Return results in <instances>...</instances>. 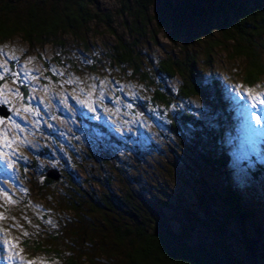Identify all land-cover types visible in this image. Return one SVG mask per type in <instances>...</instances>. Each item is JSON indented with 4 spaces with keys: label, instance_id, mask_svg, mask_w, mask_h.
<instances>
[{
    "label": "rangeland",
    "instance_id": "1",
    "mask_svg": "<svg viewBox=\"0 0 264 264\" xmlns=\"http://www.w3.org/2000/svg\"><path fill=\"white\" fill-rule=\"evenodd\" d=\"M98 6L113 16L111 26L118 35L129 40L138 35L124 27L128 16H118L121 0H98ZM167 34L152 21L137 37L140 68L146 75L165 53L179 51L181 43H170ZM63 38L61 46L31 45L18 35L0 43V104L10 111L7 118L0 117V264H65L26 251L20 242L21 227L10 218L17 213L14 206L22 203L24 190H29L33 203L45 204L32 187L42 185L45 170L53 167L62 176L44 190L47 194L59 190L52 200L71 195L70 175L107 176L119 195L129 189L141 192L145 208L159 216L161 224L172 226L178 238L188 239L219 232L207 215L215 213L208 196H221L222 183L231 182L255 214L245 227L246 236L255 241L258 260L264 264V135L249 131L244 112L253 96L264 93V76L254 85L246 84V60L235 57L231 43L210 51L208 66L206 43L199 41L188 46L202 74L199 94L163 105L151 101L153 87L134 76L129 65L109 59L116 39L102 21L91 22L77 37ZM167 82L172 88L179 84L177 78ZM137 105L146 111L139 113ZM179 110L192 117L179 116ZM248 115L253 122L260 115L264 126V111L253 109ZM209 149L229 154L225 175L206 161ZM91 153L107 158L100 174ZM3 187L10 198L1 195ZM92 188L98 191L97 185ZM63 206L50 207L55 228ZM77 221L67 211V230ZM242 237L235 228L228 241L245 257ZM107 250L104 258L121 264L122 248L108 244ZM83 261L77 264H90Z\"/></svg>",
    "mask_w": 264,
    "mask_h": 264
},
{
    "label": "trees",
    "instance_id": "2",
    "mask_svg": "<svg viewBox=\"0 0 264 264\" xmlns=\"http://www.w3.org/2000/svg\"><path fill=\"white\" fill-rule=\"evenodd\" d=\"M118 16L130 18L129 21L124 18V27L138 34L135 38L124 39L116 33L111 26L113 16L100 10L98 0H0V43L18 35L31 45H62L63 36L77 37L91 22L100 20L116 39L108 51L109 59L117 65H129L134 76L153 87L151 101L163 105L199 94L202 74L195 52L188 49L199 41L206 43L208 58L205 63L208 66L211 65L210 51H215L221 44L231 43L235 57L246 60L243 81L254 85L264 76V0L249 3L243 0H121ZM152 21L159 29L168 32L170 43L181 45L178 52L165 53L153 73L146 75L140 68L137 37L145 34ZM175 78L179 84L172 88L167 80ZM136 110L144 113L146 108L137 105ZM178 112L179 116L192 117ZM206 157L214 171L225 175L230 159L228 153L221 149L219 152L210 150ZM105 158L91 153L99 171L103 170V164H107ZM49 169L45 170L44 183L32 187L45 204L33 203L27 196L29 190H24L22 203L14 206L17 213H9L8 208L5 212L20 225L18 230L21 231L23 248L49 257L50 262L55 258L65 264H77L83 260L95 264L105 259L101 264H110V260L104 257L108 244H112L123 250L118 254L121 264H262L257 257L255 241L246 236L245 227L251 224L255 214L247 209L231 182L222 183L221 196H208L214 203L212 209L215 213L208 212L207 215L218 224L219 232L206 239L200 236L188 239L178 238L172 226L161 224L159 216L151 214L143 205L142 199L146 196L141 192L129 189L125 195H119L112 187V179L107 176L97 175L90 179L85 175L80 179L70 175L68 180L74 184L71 195L52 200L60 195L59 190L54 189L50 194L44 190L47 185L58 182L62 174L53 167L59 178L51 180L45 176ZM92 184L97 185L98 191L92 188ZM14 189L20 191L16 186ZM2 190L1 195L7 193L10 198L7 189L3 187ZM52 204L64 205L62 216L56 218L57 224L61 222L59 228H55ZM67 211L78 218L68 230ZM235 228L242 233L240 242L246 250L245 257L237 254L228 241Z\"/></svg>",
    "mask_w": 264,
    "mask_h": 264
},
{
    "label": "snow or ice",
    "instance_id": "3",
    "mask_svg": "<svg viewBox=\"0 0 264 264\" xmlns=\"http://www.w3.org/2000/svg\"><path fill=\"white\" fill-rule=\"evenodd\" d=\"M4 71L7 72L8 69L4 68ZM0 78H2V76H0ZM261 105H264V93H259L253 96L251 107H248L247 104H245L244 109L247 128L255 136L264 135V126H261V116L255 115V122H253V120L248 114L252 113L253 109H257L258 111H264V109L259 108V106ZM5 196H7V193H5ZM29 264H34V262L30 261Z\"/></svg>",
    "mask_w": 264,
    "mask_h": 264
},
{
    "label": "water",
    "instance_id": "4",
    "mask_svg": "<svg viewBox=\"0 0 264 264\" xmlns=\"http://www.w3.org/2000/svg\"><path fill=\"white\" fill-rule=\"evenodd\" d=\"M137 108L141 111L139 106ZM9 114L10 111L6 108V106L0 104V117L7 118ZM45 176L51 180L57 181L59 178V173L57 170L51 168L46 172Z\"/></svg>",
    "mask_w": 264,
    "mask_h": 264
}]
</instances>
